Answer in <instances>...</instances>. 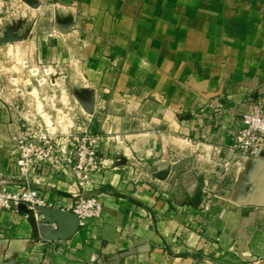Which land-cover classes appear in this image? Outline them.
Instances as JSON below:
<instances>
[{"label":"crops","instance_id":"1","mask_svg":"<svg viewBox=\"0 0 264 264\" xmlns=\"http://www.w3.org/2000/svg\"><path fill=\"white\" fill-rule=\"evenodd\" d=\"M21 1L30 27H0V185L20 187L19 124L84 126L103 138L89 189L102 212L50 241L55 222L0 210V264H264V150L231 151L264 99V0ZM32 187L76 202L62 170L42 166Z\"/></svg>","mask_w":264,"mask_h":264},{"label":"built area","instance_id":"2","mask_svg":"<svg viewBox=\"0 0 264 264\" xmlns=\"http://www.w3.org/2000/svg\"><path fill=\"white\" fill-rule=\"evenodd\" d=\"M213 121L218 122L225 110L218 101L213 103ZM110 139L116 140L117 136ZM100 135L86 127L68 128L64 132L48 131L42 123L24 121L12 136L14 165L20 187L10 191L0 185V210L17 212L20 205L37 212V207L56 208L32 187L33 176L42 166L64 171L78 190L75 204L68 209L79 218V227L88 220L98 218L102 205L98 197L90 194L91 176L102 167ZM264 150V99L253 101L240 115L239 126L231 151L240 157H258ZM62 210H66L61 208ZM27 213V212H26Z\"/></svg>","mask_w":264,"mask_h":264},{"label":"water","instance_id":"3","mask_svg":"<svg viewBox=\"0 0 264 264\" xmlns=\"http://www.w3.org/2000/svg\"><path fill=\"white\" fill-rule=\"evenodd\" d=\"M20 208L27 213L32 212L23 205ZM36 210L42 216L40 219L57 224L56 232L48 238L50 241L68 239L79 229V218L71 211L51 207H37Z\"/></svg>","mask_w":264,"mask_h":264},{"label":"rangeland","instance_id":"4","mask_svg":"<svg viewBox=\"0 0 264 264\" xmlns=\"http://www.w3.org/2000/svg\"><path fill=\"white\" fill-rule=\"evenodd\" d=\"M7 7L0 12V16L6 19L2 21L0 27H6L7 30H13L24 33L36 19L29 7H26L21 0H8ZM187 227L188 224H184Z\"/></svg>","mask_w":264,"mask_h":264}]
</instances>
